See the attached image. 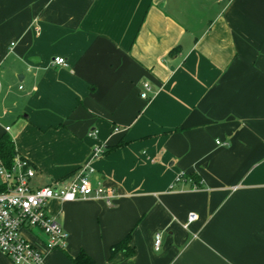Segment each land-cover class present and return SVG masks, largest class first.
<instances>
[{
	"label": "crops",
	"instance_id": "0c3cea01",
	"mask_svg": "<svg viewBox=\"0 0 264 264\" xmlns=\"http://www.w3.org/2000/svg\"><path fill=\"white\" fill-rule=\"evenodd\" d=\"M5 133L35 187L104 148L116 198L50 202L67 241L44 264H264V0H0Z\"/></svg>",
	"mask_w": 264,
	"mask_h": 264
},
{
	"label": "built area",
	"instance_id": "2783aa9c",
	"mask_svg": "<svg viewBox=\"0 0 264 264\" xmlns=\"http://www.w3.org/2000/svg\"><path fill=\"white\" fill-rule=\"evenodd\" d=\"M54 63L66 66L63 58H55ZM153 94L148 83L142 85L140 98L149 101ZM9 128H6L8 131ZM116 133L119 129L114 130ZM96 131L89 136L95 137ZM104 154L103 146L95 147L89 161L77 174L67 181L54 182L35 187V170L28 161L16 155L12 166L7 169L0 161V177L4 190L0 192V252L11 264H44L45 255L53 250L64 249L67 235L60 224L49 215L47 207L52 201L71 203L85 199H101L111 206L116 198L114 189L105 188L99 182L93 183L92 162ZM181 180V176L177 181ZM197 219L191 214L184 228ZM30 233L37 237L40 246L27 239ZM161 235L155 234L153 247L159 251Z\"/></svg>",
	"mask_w": 264,
	"mask_h": 264
},
{
	"label": "trees",
	"instance_id": "16d2710c",
	"mask_svg": "<svg viewBox=\"0 0 264 264\" xmlns=\"http://www.w3.org/2000/svg\"><path fill=\"white\" fill-rule=\"evenodd\" d=\"M17 155L12 139L6 133L0 136V161L3 166L7 169H10L12 166V161ZM181 178L190 179L192 186L194 188H201L202 184L199 176L195 173L183 174ZM4 190V187L0 185V192ZM131 233L129 232L123 240L111 246L110 255L120 252L125 257H131L134 254L133 248L130 246ZM70 260L73 264H93L91 258H89L85 253L79 252L78 255L74 258L70 257Z\"/></svg>",
	"mask_w": 264,
	"mask_h": 264
},
{
	"label": "rangeland",
	"instance_id": "374dc122",
	"mask_svg": "<svg viewBox=\"0 0 264 264\" xmlns=\"http://www.w3.org/2000/svg\"><path fill=\"white\" fill-rule=\"evenodd\" d=\"M0 182H2V179H1V177H0ZM42 186H45V185H42ZM42 186H38V187H42Z\"/></svg>",
	"mask_w": 264,
	"mask_h": 264
}]
</instances>
